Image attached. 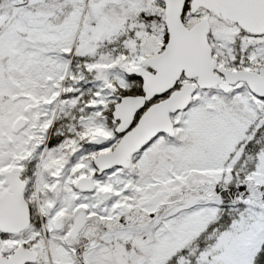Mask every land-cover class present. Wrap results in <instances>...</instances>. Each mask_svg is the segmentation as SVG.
Segmentation results:
<instances>
[{
  "label": "snow or ice",
  "instance_id": "6c2138e0",
  "mask_svg": "<svg viewBox=\"0 0 264 264\" xmlns=\"http://www.w3.org/2000/svg\"><path fill=\"white\" fill-rule=\"evenodd\" d=\"M0 264H264V0H0Z\"/></svg>",
  "mask_w": 264,
  "mask_h": 264
}]
</instances>
